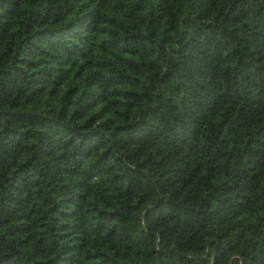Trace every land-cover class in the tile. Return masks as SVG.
<instances>
[{
  "label": "trees",
  "instance_id": "1",
  "mask_svg": "<svg viewBox=\"0 0 264 264\" xmlns=\"http://www.w3.org/2000/svg\"><path fill=\"white\" fill-rule=\"evenodd\" d=\"M0 264H264V0H0Z\"/></svg>",
  "mask_w": 264,
  "mask_h": 264
}]
</instances>
